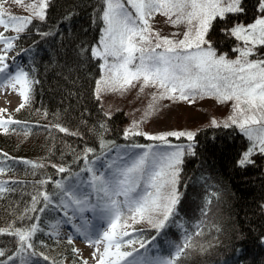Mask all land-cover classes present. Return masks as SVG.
<instances>
[{"label":"trees","instance_id":"16d2710c","mask_svg":"<svg viewBox=\"0 0 264 264\" xmlns=\"http://www.w3.org/2000/svg\"><path fill=\"white\" fill-rule=\"evenodd\" d=\"M258 5L259 0H241L242 12L212 21L206 39L217 56L238 55L241 40L230 29L264 15ZM105 7L104 0H47L44 19L31 16L13 39L32 83L28 102L15 111L18 123L0 131V183L5 188L0 192V229H26L53 217L50 207L75 175L115 150L173 146L183 152L178 203L163 228H141L136 238L148 240L147 246L156 244L169 257L190 237L192 247L172 258L174 264H264V153L255 149L252 162L241 166L253 142L239 127L222 123L199 128L191 140L126 136V115L119 110L107 114L95 95L101 58L93 57L92 49L101 46ZM251 56L264 60V45H257ZM33 197L39 200L37 211L30 210ZM122 204L118 223L129 211ZM40 241L35 232L32 248L21 251L18 237L0 234L5 253L0 260L13 256L29 264H61L73 258L70 243Z\"/></svg>","mask_w":264,"mask_h":264},{"label":"snow or ice","instance_id":"6c2138e0","mask_svg":"<svg viewBox=\"0 0 264 264\" xmlns=\"http://www.w3.org/2000/svg\"><path fill=\"white\" fill-rule=\"evenodd\" d=\"M16 2L19 4L22 3V0H16ZM104 3L106 7L102 19L105 28L100 41L103 51L98 48L92 49L93 57L105 60V64L101 67L106 69L108 74L106 79L97 81L98 93L102 83L113 89L116 86L122 88L141 77L144 85L158 84L160 88L164 89L162 96H168V98H172L170 93L179 92V99H187L191 93L186 90H199L202 94H206L208 90H214L221 101L235 99L234 110L242 116V119L237 121L233 117V123H237L241 131L253 142L252 147L244 153L240 160V165L244 166L252 162L250 156L255 149L258 148L261 153H264V61L252 62L248 59L257 45H264V15L255 19L252 24L237 25L230 29V34L243 41L244 47L236 49L239 51L238 59L227 60L223 55L217 57L216 51L210 41L206 39V35L212 26V21L216 18L223 20L227 13L242 12L241 0H127V4L134 10V15L130 14L122 0H104ZM46 8L47 0H40L38 8L35 4L27 6V10L33 12L34 16L41 20L44 19ZM258 10L264 14V0H259ZM154 12H159L170 20L175 16L176 18L172 20L174 26L186 23L189 27L188 31L184 33V38L173 41L166 37L161 38L157 34L153 45V41L150 39L148 18ZM3 15V12H0V26H3L5 31L11 28L19 33L31 23L30 18L9 16L5 20ZM225 31L229 30L225 29ZM203 45H207V47H202ZM11 47V41H5V48L11 49ZM161 47L164 50L157 52L156 50ZM189 49L193 51H188ZM109 56L115 61L110 66L107 64ZM137 60L138 63L134 64V61ZM3 61L4 57L0 56V64H3ZM129 65H133V67L129 68ZM6 68V64L0 67V73H4ZM8 79L13 87L15 84H20L21 90L18 94L22 98L20 108H23L29 100L28 93L32 82L28 79L27 73L23 71H17ZM12 123L18 122L12 120L11 117L7 121L0 120V127ZM252 125L258 127L253 128ZM60 130L67 131L63 128ZM5 131H7L6 127ZM128 134L125 133L126 136ZM135 134L139 135V133ZM169 135L187 136L189 140L193 138L192 133H169ZM147 138L166 140L165 136ZM182 155L183 152L177 149L175 152L157 158L156 168L147 175L146 180L147 187L155 189V194L148 191L135 197L131 195L139 187V179L145 173L148 153L140 156L132 165L122 170L114 180L111 189L108 186H102L101 190L106 194L111 192L109 195L110 211L114 219L111 222L113 231L103 234V239L108 244L104 248V255L100 257L99 264H104V256L110 255L109 248L113 245L117 251L111 253L116 257L112 264H118L119 261L126 260L133 255L131 252L120 251L121 245L115 229L116 221L121 216V210L112 196L123 195L125 197L126 206L132 213L131 219L135 220L136 215H139L141 219L147 218L148 222L153 223L155 227L163 228L179 200L175 184L180 171L178 166L182 163ZM58 170L65 171L63 167ZM2 171L0 169V172ZM165 185L171 186V191L162 194L161 189ZM4 191L5 188L0 186V192ZM69 199L78 205L83 203L70 194ZM44 200L49 201L46 194ZM38 202V198L33 197L31 211H37L34 206ZM39 211H44V209H39ZM154 213L162 216V219L154 221L152 219ZM36 230V226L31 225L26 229L21 228L14 231L0 229V234L7 233L18 237L20 250L26 251L32 248L30 238ZM199 234L197 233V235ZM124 235L127 233L125 232ZM141 247H144L143 243H141ZM190 247L192 244L189 237L183 246L178 247L175 257L179 258ZM4 256L5 253L0 251V257ZM13 259V256H8L6 260H0V264H7V261ZM44 259L47 260L48 257L45 256ZM127 264H150V262H141L133 258L127 260ZM156 264H174V260L170 258L156 262Z\"/></svg>","mask_w":264,"mask_h":264},{"label":"rangeland","instance_id":"374dc122","mask_svg":"<svg viewBox=\"0 0 264 264\" xmlns=\"http://www.w3.org/2000/svg\"><path fill=\"white\" fill-rule=\"evenodd\" d=\"M125 7L130 14L134 15V10L124 0ZM40 0H22V3H17L16 0H0V12H3V18L8 19L9 16L30 18L34 16L33 12L27 10L29 4H35L39 7ZM176 17L173 16L172 20ZM165 15L159 12H154L148 18V25L150 26V39L153 45L156 41V35L161 38H168L173 41H179L184 38V33L188 31L186 23L176 24L175 26ZM142 27V25H140ZM20 33V32H19ZM19 33L13 31L11 28L7 31L0 26V56L4 57V64L7 65L4 73H0V120L7 121L9 117L14 120L16 109L20 106L22 98L18 92L21 90L20 84L9 82L8 77L13 76L17 71L25 72V66L21 53L13 40ZM149 35V34H145ZM5 41H11V49L5 48ZM237 49L244 47V42L241 41ZM202 47H205L204 45ZM251 47V46H249ZM206 48V47H205ZM100 51H103L100 46ZM161 47L157 52H162ZM188 51H193L189 49ZM138 55V54H137ZM222 56V55H220ZM227 60H236L239 58V53L236 56L228 57L223 54ZM219 57V56H217ZM248 59L252 62L264 61L252 57ZM115 61L111 56L107 57V64L110 66ZM138 63L134 61V64ZM105 64V60L101 58V65ZM133 65H129L132 68ZM106 69L101 67V76L97 81H102L107 78ZM14 83V82H13ZM191 94L187 99H179V92L170 93L168 96H162L164 89L160 88L158 84L149 83L144 85L143 78L133 80L131 84L120 88L116 86L113 89L111 86L101 84V90L97 92V82L95 87V95L103 110L110 114L114 111H121L126 115L125 132L139 133L144 137L165 136L174 137L169 133H192L206 125L216 124H230L238 127L237 123H233L234 117L237 121L242 119V116L234 110L236 104L235 99L221 101L218 99L214 90H208L206 94H202L199 90H186ZM247 115V113H245ZM7 125V124H6ZM0 127L2 131L5 127ZM253 128L258 127L252 125ZM186 139L187 136H180ZM178 148L173 146H158L156 148L138 146L128 147L120 150H115L105 160L95 164L94 166L84 169L77 173L72 183L68 184L65 192L60 195L55 205L50 207L53 213L52 219H47L43 225L36 226V232L42 237L41 243L44 241H68L71 245V256L73 258H64L59 263L61 264H99L100 257L104 255V248L108 244L104 239L99 237L101 231H105L104 227L111 229V222L114 219L110 208L109 195L102 191V186H108L111 189L114 180L119 176V173L133 164L140 156L148 153L145 162V173L139 179V187L133 192L132 196L142 195L145 192L151 191L155 194V189L148 188L146 185L147 175L156 168L157 158L165 154L175 152ZM258 149V148H257ZM259 150V149H258ZM244 155V154H243ZM0 186H3L0 184ZM176 189V184H175ZM171 186L165 185L161 189L162 194L170 193ZM69 194L75 198L83 201L82 204L73 203L69 199ZM112 199L117 202L119 206L120 201L126 206L125 197L112 196ZM132 213L128 211L121 222L116 221L115 231L118 233L117 239L120 241L121 252H131L133 255L126 260H121L118 264H127V260L133 258L138 261L150 262L156 264L161 260H168L156 256L154 251L144 252L149 241L144 238L136 236L137 230L144 227H152L153 223H149L147 218L141 219L136 215L135 220L131 219ZM152 219H162L157 213L152 215ZM104 229V230H103ZM127 235H124V233ZM71 241V242H70ZM97 241H99L97 243ZM143 243L144 247H141ZM43 252L45 250H42ZM117 250L115 246L109 248L110 255L104 256V264H112L116 259L111 253ZM144 252V254H142ZM176 249H172V256L175 258ZM142 254V255H141ZM9 264H25L16 261H10Z\"/></svg>","mask_w":264,"mask_h":264},{"label":"bare ground","instance_id":"6f19581e","mask_svg":"<svg viewBox=\"0 0 264 264\" xmlns=\"http://www.w3.org/2000/svg\"><path fill=\"white\" fill-rule=\"evenodd\" d=\"M104 229H105V231H101V233H99V237H101L102 238V240H103V234L105 233V232H109V228L108 227H104ZM103 229V230H104Z\"/></svg>","mask_w":264,"mask_h":264}]
</instances>
